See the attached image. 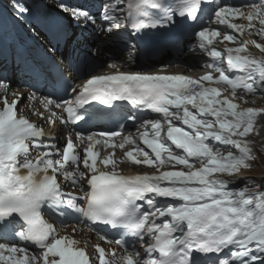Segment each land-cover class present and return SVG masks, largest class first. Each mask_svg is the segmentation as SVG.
<instances>
[{"label":"snow or ice","instance_id":"snow-or-ice-1","mask_svg":"<svg viewBox=\"0 0 264 264\" xmlns=\"http://www.w3.org/2000/svg\"><path fill=\"white\" fill-rule=\"evenodd\" d=\"M121 4L125 7L118 8ZM205 6L214 8L211 23L241 35L251 29L249 36L264 39V4L115 0L103 7L104 19L112 21L106 32L118 30L123 19L126 28L146 36L148 30L173 28L179 18V23L193 27L195 47L210 58L211 71L191 78L120 72L117 64H110L115 73L89 75L78 85L54 78L51 87H63L70 98L45 97L40 101L43 111L30 109L50 125L59 119L86 128L104 118L105 110L97 104L113 109L115 102L127 101L137 110L159 114L140 124L144 130L137 137L115 129L77 132L76 142L86 145L83 155L71 135L61 149L55 137L45 138L43 127L21 114V101L33 100L34 93L13 91L10 100V85L0 80V264H90L79 241L61 236L49 222L67 227L73 215L80 225L118 230L119 238L100 239L123 251L106 252L96 245L99 264H264V190L249 195L248 181L243 189L230 190L229 181L220 178L237 176L256 159L246 137L264 109L241 108L234 101L238 90L264 93V44L253 39L240 43L235 35L203 25L197 30ZM60 7L85 25L96 22L80 7ZM14 8L21 15L28 11L18 3ZM117 12L122 17H116ZM240 18L247 26L234 22ZM221 36V43L240 46L213 47ZM249 45L262 55L254 56ZM132 56L129 51L128 62ZM229 91L230 96L224 95ZM117 148L122 157L116 156ZM101 149L112 151L102 156ZM125 161L156 172L124 175L117 169ZM178 166L181 170H164ZM65 185L73 191L66 192ZM125 237L146 243L143 255L134 247L129 250Z\"/></svg>","mask_w":264,"mask_h":264},{"label":"bare ground","instance_id":"bare-ground-1","mask_svg":"<svg viewBox=\"0 0 264 264\" xmlns=\"http://www.w3.org/2000/svg\"><path fill=\"white\" fill-rule=\"evenodd\" d=\"M63 3V4H68L70 6H77V7H80L86 11H91V12H95V14L97 15V10L94 8L95 6V1L94 0H58V2ZM107 3L109 2V0H106ZM39 2V0H38ZM42 2H45V3H48L47 6H53L55 5V2L57 3V0H43ZM42 2L40 4H42ZM106 3V4H107ZM115 1L112 3L114 4ZM38 3L36 2H31L30 5H37ZM99 4V3H98ZM105 4V5H106ZM57 6V9L59 12L63 13L60 5H55ZM29 7V5H26V8ZM100 9L102 10L101 13L103 14V7L101 5H99ZM118 8H123V4L117 6ZM120 12H117L115 14L116 17H118V14ZM26 13L24 14H19L20 16H25ZM68 14V13H66ZM95 14H91L95 17ZM22 22L24 21V17H20L19 18ZM112 22V21H111ZM120 22V20H119ZM235 23L239 24V22H237L236 20L234 21ZM243 24L245 26H247L248 24V21L243 19ZM80 24V25H79ZM93 24V23H92ZM111 25V24H110ZM110 25H106V26H110ZM33 26V23L27 21V22H24V25L21 26L22 30H25V29H29V27H32ZM94 26V29L98 32V31H101L104 32V29L106 28V26L103 24L101 25L100 23H97V20L95 22V24H93ZM214 29H219L222 31V34L223 33H227V34H232V35H235L236 37L238 36L239 38H242L243 41H246V40H249V39H253L251 38V36H249L248 32L249 31H253L251 29L249 30H246L242 35L240 33H236V32H233L231 29H227L225 26L223 25H214L213 26ZM74 31L76 30L77 32H81V34H83L85 37H84V42L85 44L88 46H91L93 49L97 50V53L98 52H103V51H100V47L98 46V44H101V47L103 48H107L108 46L110 45H113L116 43V40H117V37L115 36V33L114 34H108V35H105L103 34L102 36H100L98 38V40H94L92 41L91 43L89 42V35L88 34H84L86 31L89 32V30L86 28V25L84 23H79L75 20H73V28H72ZM116 29H114L113 31H115ZM112 31V32H113ZM111 32V33H112ZM27 34V33H26ZM222 39V36L221 37H218L215 41H214V45L213 47H215V44H219V45H223L225 44L227 41H224L223 43H221ZM243 41H240V43H242ZM98 43V44H97ZM80 44V43H79ZM117 44V43H116ZM78 42L76 43V47L77 49L75 51H81L82 54H84L86 52V50H84L83 47H81L80 45H78ZM227 46H230V45H227ZM226 47V46H225ZM126 48H121V52L119 54V57H116L117 59H114V57L110 58V63L107 64V65H110L112 64L114 61H117L118 62V65L121 64L123 67H131L129 64L126 63V58L129 57V51L130 49L127 48V50H125ZM125 50V51H123ZM249 50L252 52V53H255V54H260L262 55L261 53H259V50L256 49L253 45H249ZM57 53H59V50L57 48V50L54 49V55ZM103 53L99 54V55H102ZM196 53L195 52H189V54L187 55V57H184L182 60H180V62H194V64L192 65H196L197 67L199 68H203L205 69L206 71L205 72H209L211 71V69L209 67H206L202 62H201V59L196 58L194 60H191L194 58V55ZM99 58V57H98ZM132 58H134V56H132ZM59 64H61V66L67 70V77L71 80V81H76L77 78H78V74L71 68H69L64 62H61V61H58ZM127 64V65H126ZM5 65V64H4ZM165 67H169L168 69V72H179V71H182L180 70V68H174L173 66H165ZM101 70V69H100ZM103 70V69H102ZM151 72V70L149 71ZM198 72L199 74V71H196ZM204 73V71H201ZM97 73H94V72H90L88 74L89 75H95ZM99 74V73H98ZM201 74V73H200ZM215 73H213L214 75ZM0 80H6L10 87L8 89V93H9V99H13L14 97L11 95V93L13 91H15V87L13 85V83L7 79H0ZM14 84H15V80L13 81ZM14 87V88H13ZM29 90H24V91H17V95L19 94V92H23L25 94V96H29V95H32V94H29L31 91ZM39 94L42 96L41 97H37L36 94L35 95V98L31 101H27L26 102V99L22 100L20 105L18 106L20 109H21V114L24 115V116H27L29 118V120L33 123H37V125L41 126V127H45V125L48 123L44 120H41L39 119L36 115H33L32 114V111H30V109L32 108H35L37 110H40V111H43V105L40 103L41 100H43L45 97H50L51 93L50 91L46 88L44 90H42L41 92H39ZM224 95H229L230 96V93H225ZM13 97V98H12ZM239 104V103H238ZM240 105V104H239ZM3 105L0 104V107H2ZM241 107V106H240ZM195 111V110H193ZM56 113H58L59 111L55 110ZM49 114H46L45 113V117H47ZM46 123V124H45ZM50 127V126H49ZM48 126H47V129H50ZM64 132H66V129L64 128V126H62L61 124H58V122L55 123V126L52 128V130H50L49 134H47V136H55L56 139V142H57V147L59 146L60 142H59V136H61ZM261 134L263 135V131L261 132ZM64 141H65V138H64ZM35 155V153H34ZM61 181H63V178L61 177L60 178ZM262 179V178H261ZM64 190L66 192L68 191H73L72 188L68 187V186H64ZM159 222V221H158ZM55 226V225H54ZM57 228V231L59 232V234L61 236H68V237H71L77 241H79V247L81 248H85L86 250V253L89 255V258H90V264H99V261L97 260V256H98V253H96L95 251V246L96 245H99L100 247L104 248L105 251L107 252L108 251V248H112V249H115L117 252H121L119 250H117V248L115 247H108L107 245H103L101 243V239H100V236L97 234V233H94L92 231H90L87 227H85L84 225H80V224H73L72 226H67V227H64V228H59L57 226H55ZM76 228V231L74 232L73 231V228Z\"/></svg>","mask_w":264,"mask_h":264},{"label":"rangeland","instance_id":"rangeland-1","mask_svg":"<svg viewBox=\"0 0 264 264\" xmlns=\"http://www.w3.org/2000/svg\"><path fill=\"white\" fill-rule=\"evenodd\" d=\"M17 0H5V2L6 3H9L10 5L9 6H14V4H16L15 2H16ZM43 1V0H42ZM95 1H98V2H100V0H95ZM60 3V2H59ZM96 4H97V2H96ZM55 5H58V0H57V3L55 2ZM94 8L97 10L96 12H97V14H101L102 15V13H101V9H100V7H99V4H97L96 6H94ZM14 14L16 13V11L14 12V10L12 9L11 10ZM96 15V14H95ZM14 16H16V15H14ZM97 16V15H96ZM244 25V24H243ZM89 37H90V35H89ZM259 38V40L261 39V37L260 36H258ZM99 38V37H98ZM251 38H254V34L251 36ZM94 40H96V39H93L92 41H94ZM98 40V39H97ZM230 42H226L225 44H223V47H225V46H227V45H230L229 44ZM98 44V43H97ZM98 46L100 47L101 45L100 44H98ZM216 46H220L219 44H215V47ZM91 47V46H90ZM92 48V47H91ZM103 49H106V48H103ZM103 49H101V50H103ZM100 53L98 52H95L94 53V55H92L91 57H90V59H92V60H98V65L101 63V61H102V58L104 57V55L102 54V55H99ZM182 55H183V58L184 57H187V55L189 54V53H187L186 51H182V53H181ZM199 55H201L200 53H199ZM99 57V58H98ZM101 68H99V70H100ZM99 70H97V72L99 71ZM0 76L2 77L3 76V73L2 74H0ZM4 77V76H3ZM5 78V77H4ZM29 92V91H28ZM241 97V96H240ZM242 97H244L246 100H248V101H253L254 103H259V100L262 98V97H259V96H257V94H248V93H246L244 96H242ZM264 97V96H263ZM264 122L262 121V124H263ZM263 131V133H264V129H262L261 130V132ZM263 136V135H262ZM260 148L261 149H263V144H261L260 145ZM256 165H257V168L254 170V171H252V172H250L249 174L250 175H252L253 177H255L257 180L259 179V180H264V158H262L260 161H257V163H256ZM262 178V179H261Z\"/></svg>","mask_w":264,"mask_h":264}]
</instances>
